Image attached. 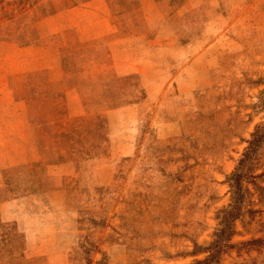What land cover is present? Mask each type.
I'll use <instances>...</instances> for the list:
<instances>
[{
	"label": "rangeland",
	"instance_id": "374dc122",
	"mask_svg": "<svg viewBox=\"0 0 264 264\" xmlns=\"http://www.w3.org/2000/svg\"><path fill=\"white\" fill-rule=\"evenodd\" d=\"M208 1L175 0L159 11L146 2L134 8L133 0L121 4L126 13L112 7L116 26L132 13L154 23L156 55L146 45L128 52L129 62L139 54L147 73L127 77L116 76L110 60L78 58L75 84L95 78L78 93L82 106L71 110L62 94L54 124H33L53 129V140L38 141L43 151L53 141L57 159L9 168L24 156L17 136L12 144L21 153L0 154V203L15 201L18 216L0 219L7 226L0 228V264L208 258L202 250L217 240L222 212L234 204L228 178L255 130L264 131V0ZM17 4L0 0V20ZM47 162L70 164L71 175L49 183ZM54 189L61 194L25 199ZM234 191L239 215L211 264H264V141Z\"/></svg>",
	"mask_w": 264,
	"mask_h": 264
},
{
	"label": "crops",
	"instance_id": "0c3cea01",
	"mask_svg": "<svg viewBox=\"0 0 264 264\" xmlns=\"http://www.w3.org/2000/svg\"><path fill=\"white\" fill-rule=\"evenodd\" d=\"M19 1L22 4H17L16 7H19L12 11L8 9L9 17L0 20V139L6 141L1 147H7L0 154L21 153L12 144L16 136L24 143L22 161L16 165L10 164L9 168L57 159L53 141V146L49 147L52 152L47 147H44V152L38 141L47 138L53 140V129L49 133L48 129H35L33 124H54L55 116L59 115V111H55V98L62 94L71 110H79L82 106L78 93L95 78L75 84L73 78L77 73L73 70L74 61L78 62V58L89 62H98L99 59L103 63L110 60L118 77L143 76L147 70L143 69L139 54L132 53L130 58L133 59L129 62L127 53L146 45L151 56L156 55L154 44L157 31L152 28L154 23L145 24L144 21L132 19L133 13L128 19L124 16L127 20L118 22L117 26L112 22V7L116 13H126V8L123 9L121 4L130 0H40L38 5H30V0H6L8 4ZM133 1L134 8L146 2L148 8L155 11L162 8L167 10L176 4L175 0ZM198 5L199 9L201 5ZM113 35L114 43L119 45L111 50L109 39ZM78 46L83 53H77L80 51ZM77 114L74 111V115ZM70 167V164L47 162L48 182L71 175ZM3 170L5 167L0 168V188L3 185ZM60 194V190L54 189L47 193H34L25 199L40 196L51 198ZM15 203L13 200L0 203V219L3 222L17 220Z\"/></svg>",
	"mask_w": 264,
	"mask_h": 264
},
{
	"label": "trees",
	"instance_id": "16d2710c",
	"mask_svg": "<svg viewBox=\"0 0 264 264\" xmlns=\"http://www.w3.org/2000/svg\"><path fill=\"white\" fill-rule=\"evenodd\" d=\"M264 141V131L263 128H257L255 132L252 134L250 141L248 142V147L246 149L245 154L243 155L242 159H240L238 163V167L236 168L235 173H233L229 178L228 181L230 182V188H232V195L234 204L228 209L224 210L222 213L224 217H222L221 225L222 229L218 232L216 238L217 240L212 244L211 247L205 248L202 250V253H208V258L196 262L195 264H211L212 261L215 259L217 252L220 250L219 243L221 241L226 240L231 235L230 230V223L237 218L239 215V203H240V196L239 192H235L234 190L239 187L241 179L243 178L245 168L253 164V159L257 154L258 148H260L261 144ZM59 161V158H58ZM7 227L6 225L0 223V228L4 229ZM8 233L4 234V237L7 236ZM5 241V238H4Z\"/></svg>",
	"mask_w": 264,
	"mask_h": 264
}]
</instances>
